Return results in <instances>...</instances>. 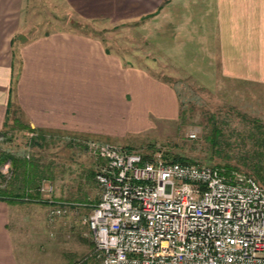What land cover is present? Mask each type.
<instances>
[{
  "label": "crops",
  "instance_id": "obj_1",
  "mask_svg": "<svg viewBox=\"0 0 264 264\" xmlns=\"http://www.w3.org/2000/svg\"><path fill=\"white\" fill-rule=\"evenodd\" d=\"M33 1L0 0V133L18 118L35 135L85 137L146 125L149 117L177 118L172 85L148 68L125 66L99 39L38 20L43 14ZM46 1L52 18L66 13L123 22L157 16L181 70L220 79L222 96L238 110L264 112V0ZM22 203L0 198V264H20V223L33 221L32 215L23 219Z\"/></svg>",
  "mask_w": 264,
  "mask_h": 264
},
{
  "label": "rangeland",
  "instance_id": "obj_2",
  "mask_svg": "<svg viewBox=\"0 0 264 264\" xmlns=\"http://www.w3.org/2000/svg\"><path fill=\"white\" fill-rule=\"evenodd\" d=\"M31 6L43 14L37 15L38 20L48 18L56 29L99 39L125 66L148 68L151 74L172 85L179 113L174 119L149 117V123L143 126L119 125L106 136L88 137L56 132L35 135L23 127L22 119L8 121L0 133V153L23 165L15 168L10 158L0 164V190L9 196L19 195L16 200L24 202L23 219L33 216L31 223H20L22 235L16 246L20 264H99L91 234L82 221L98 199L94 175L99 160L88 148V140L108 142L143 155L161 153L170 160L181 156L225 173L238 170L251 174L243 158L252 148L257 131L261 127L264 130V112L238 110L228 97L222 96L220 79L198 78L189 70H181L171 55L173 40L163 39L166 31L158 30L161 26L157 25V16L123 22L83 21L66 13L52 18L46 0H34ZM25 164H30L31 174L33 170L40 176L35 186L42 179L48 180L53 197L81 203L78 211L48 223L46 204L25 198L38 196L37 187L26 184L22 174ZM5 165L7 170L2 174Z\"/></svg>",
  "mask_w": 264,
  "mask_h": 264
},
{
  "label": "built area",
  "instance_id": "obj_3",
  "mask_svg": "<svg viewBox=\"0 0 264 264\" xmlns=\"http://www.w3.org/2000/svg\"><path fill=\"white\" fill-rule=\"evenodd\" d=\"M86 144L98 199L82 221L99 264H264V186L251 175ZM35 191L25 198L46 204L48 223L82 206L54 198L46 179Z\"/></svg>",
  "mask_w": 264,
  "mask_h": 264
},
{
  "label": "trees",
  "instance_id": "obj_4",
  "mask_svg": "<svg viewBox=\"0 0 264 264\" xmlns=\"http://www.w3.org/2000/svg\"><path fill=\"white\" fill-rule=\"evenodd\" d=\"M40 138V136H38ZM252 148L248 149V153L245 154V157L243 158V163H245V166H247V168L250 170V173L245 172L246 174L251 175L258 183H260L261 185H264V130L262 129V127L257 131V137L256 139L252 140ZM144 156H149V155H144ZM164 157V155H163ZM7 158H10L14 167H21L23 164L22 163H18L17 159L13 158V157H7V155H4L3 153H0V164ZM165 159H167V157H164ZM170 160V159H167ZM172 161H178L181 163H186V162H191L188 161L186 159H184L181 156H174L172 159ZM30 164H25L23 170H22V174L26 177V181H27V185L30 187H34V189L37 187L35 186L37 180H35L37 178V176L40 178L39 175H36V173L31 170L33 173H30ZM31 174V175H30ZM1 176V174H0ZM30 178V180H29ZM38 178V179H39ZM29 182V183H28ZM9 195L5 194L2 190H0V198H5ZM17 199L19 198V195H13L11 196V198L13 199Z\"/></svg>",
  "mask_w": 264,
  "mask_h": 264
}]
</instances>
